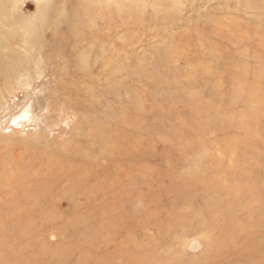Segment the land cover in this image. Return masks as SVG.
Returning a JSON list of instances; mask_svg holds the SVG:
<instances>
[{
  "label": "rangeland",
  "instance_id": "obj_1",
  "mask_svg": "<svg viewBox=\"0 0 264 264\" xmlns=\"http://www.w3.org/2000/svg\"><path fill=\"white\" fill-rule=\"evenodd\" d=\"M0 4V264H264V0Z\"/></svg>",
  "mask_w": 264,
  "mask_h": 264
},
{
  "label": "bare ground",
  "instance_id": "obj_2",
  "mask_svg": "<svg viewBox=\"0 0 264 264\" xmlns=\"http://www.w3.org/2000/svg\"><path fill=\"white\" fill-rule=\"evenodd\" d=\"M0 6H2L1 4H0ZM4 9V8H3ZM5 10V9H4ZM4 10H3V12H4ZM1 13V12H0ZM7 15V14H6Z\"/></svg>",
  "mask_w": 264,
  "mask_h": 264
}]
</instances>
